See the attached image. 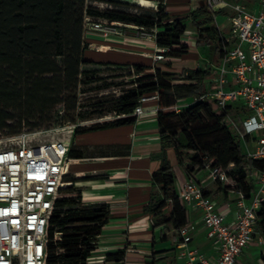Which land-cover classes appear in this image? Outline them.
I'll return each instance as SVG.
<instances>
[{"label":"trees","instance_id":"1","mask_svg":"<svg viewBox=\"0 0 264 264\" xmlns=\"http://www.w3.org/2000/svg\"><path fill=\"white\" fill-rule=\"evenodd\" d=\"M89 1L104 3L106 7L86 4V0H0V130L9 129L15 134L49 127L54 123L52 110L60 104L67 112L62 122H74L68 113L76 107L77 87L93 81L80 77L95 67H128L135 75L131 86L116 96L111 106L96 112L100 116L114 112L116 117L84 127L75 125L73 135L132 124L139 97L158 94L160 160L151 176L153 190L143 206L153 228L166 224L178 228L188 220L187 208L174 188L175 174L167 158L168 149H173L187 175L195 177L207 157L229 178L226 182L216 181L219 190L227 193L228 189H236L249 195L253 189L251 174L264 170V159L245 158L240 139L226 120L230 106L220 111L214 106V99H198L178 112L173 109L176 103L200 97L209 88L207 82L214 73L211 62H218L228 45L215 24L221 10L213 11L206 0H200L189 16L169 19L163 3L166 0H147L156 2V6L129 0ZM86 18L90 22L104 21L121 34L135 30L130 25L155 30L156 44L168 48L165 58H179L190 52L189 45L181 41L189 24L197 31L196 47L204 48L211 62L175 73L157 67L150 71V66L142 63L87 58ZM9 121L15 122L8 124ZM68 155L81 157L74 149ZM63 182L67 184L59 189L49 219V236L54 231H60L62 236L58 242L48 243L47 264H86L96 237L107 222L110 206L103 202L78 206L82 197L73 194L76 178L67 174ZM256 214L258 230L264 233V204ZM106 257L120 261L124 251Z\"/></svg>","mask_w":264,"mask_h":264},{"label":"built area","instance_id":"2","mask_svg":"<svg viewBox=\"0 0 264 264\" xmlns=\"http://www.w3.org/2000/svg\"><path fill=\"white\" fill-rule=\"evenodd\" d=\"M256 2L259 10L251 12L242 2L206 0L213 11L227 9L225 19L235 44L225 47L203 95L173 107L178 112L198 99H214L220 111L230 106L226 120L240 142H244L243 153L248 160L264 159V0ZM163 3L166 5V1ZM148 4L156 6L157 3L148 1ZM86 21L88 28L102 31L104 36L121 34L102 22H90L89 18ZM147 38L155 44L153 61L165 60L168 48L156 44L155 30L150 31ZM227 84H230L228 88ZM149 100L158 102V94L139 97L133 111L136 118L143 113V103ZM231 111L235 112L233 115L238 114L235 120ZM36 135L37 132H23L14 138V142L0 148V264H47L48 243H56L62 236L60 231L49 236V219L59 189L67 184L63 178L77 158L68 155L72 144L70 138L40 139ZM204 159V169L211 180H229L224 170L211 164V159ZM251 180L253 189L249 195L228 189L227 192L236 196L235 216L229 222L225 220L224 212L204 194L195 177L188 175L181 185L178 196L183 204L201 211L207 237L217 254L214 264H236L258 231L256 213L264 204V170L253 171ZM193 229L191 223L177 228L178 249L185 258L184 264H212L198 249L189 245ZM261 236L264 233L261 232ZM97 237L93 250L97 247Z\"/></svg>","mask_w":264,"mask_h":264},{"label":"crops","instance_id":"3","mask_svg":"<svg viewBox=\"0 0 264 264\" xmlns=\"http://www.w3.org/2000/svg\"><path fill=\"white\" fill-rule=\"evenodd\" d=\"M199 1L166 0L169 19L189 16ZM225 1L245 3L251 12L259 10L256 0ZM220 10L221 20L224 22L220 24L215 17V24L228 41L227 46L231 47L235 44V38L225 19L227 9ZM130 26L138 30H125L122 34L111 33L106 37L100 31L85 29L84 37L89 43L85 56L100 61L142 63L149 65L150 71L157 67L175 73L182 69L202 67L211 62L199 51L204 48L196 47L197 31L189 24L181 36V41L189 45L190 52L179 58H165L159 62H154L152 58L155 44L147 38L150 31ZM95 46L97 47L94 48ZM216 63L211 62L214 73ZM209 84L207 82V86ZM229 86L227 84L226 88ZM191 98L183 102H188ZM214 106L217 108L215 103ZM157 107L159 105L156 100H149L143 103V113L132 124L73 135L71 149L80 152L81 157H77V163L71 167L73 171L80 173L78 177L92 179L84 183L87 192L82 193L83 201L103 202L110 206L107 222L101 227L97 237V247L91 252L86 264H184L185 258L179 254L178 249L180 238L177 228L171 224L153 228L149 214L143 212V206L153 190L151 176L160 160ZM166 154L175 174L174 188L179 193L188 175L184 166L177 162L173 149H168ZM195 179L203 187L206 196L214 201L216 208L224 212L225 220H233L236 196L219 190L218 184L209 178L204 168L195 174ZM186 208L187 223L194 225L189 245L198 249L214 264L217 254L213 242L207 237L201 211L194 206ZM256 234L243 249L236 264H264L260 261L264 250H259L258 255L251 254L256 250L255 246L264 245V236ZM122 250V260L107 259V254Z\"/></svg>","mask_w":264,"mask_h":264},{"label":"rangeland","instance_id":"4","mask_svg":"<svg viewBox=\"0 0 264 264\" xmlns=\"http://www.w3.org/2000/svg\"><path fill=\"white\" fill-rule=\"evenodd\" d=\"M131 2H144L148 4V1L145 0H129ZM93 4L96 6H100L101 8L106 7V4L100 3L97 1H89L86 0V4ZM217 21L222 24L224 21L221 20V14L218 13L216 15ZM104 22V21H101ZM84 25V24H83ZM113 25V24H112ZM86 30L92 31L93 29L88 28L86 24ZM99 31V30H95ZM102 34L103 32L100 31ZM110 34L108 33L107 36ZM104 36V35H103ZM106 37V36H104ZM95 46L94 48H96ZM203 56H208L206 54V50H199ZM60 60V58H58ZM163 63V62H162ZM96 69H91L92 71L87 75H82L81 80H85V78H93V81L81 83L77 87L76 97V107L73 111L68 113V116H71L75 119L74 122L65 121V116H67V112L63 106V104L57 105L52 110L53 113V121L49 127H43L40 129H36L33 131L22 130L18 133L11 134L9 133V129L0 130V148H3L10 143L14 142L18 135L23 132H37V138L40 139H50V138H70L73 141V130L74 126H88L92 124L101 123L103 121L112 120L116 117L114 112H107L103 115H97L96 112L99 110H105L111 103L113 99L118 96L124 89H127L131 86V82H133L135 75L131 69L128 67H95ZM174 109V108H173ZM232 119L235 120V114H232ZM204 118V117H203ZM15 121H9L8 124H14ZM228 122V121H227ZM236 133V131L234 130ZM244 142H241V148L244 151ZM72 146V145H71ZM77 163V161H75ZM69 176L76 178V182L73 186V194L80 195L82 197L83 192L85 191V185L87 181H91V178L78 177L80 173L73 171L72 167L69 170ZM86 202H84L81 198L78 206H85ZM258 236L261 235V232L258 230ZM256 241V237L254 239ZM256 250H253L251 254H259V250H264V245L255 246ZM260 261L264 262V253L260 256Z\"/></svg>","mask_w":264,"mask_h":264}]
</instances>
